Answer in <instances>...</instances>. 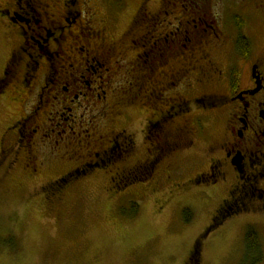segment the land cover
Wrapping results in <instances>:
<instances>
[{
  "label": "flooded vegetation",
  "instance_id": "obj_1",
  "mask_svg": "<svg viewBox=\"0 0 264 264\" xmlns=\"http://www.w3.org/2000/svg\"><path fill=\"white\" fill-rule=\"evenodd\" d=\"M127 1L0 0V26L12 41L0 100L10 93L20 105L0 133L7 168L20 165L35 179L82 147L81 162H67L58 176L37 185L46 193L130 162L137 140L113 126L119 119L131 123L141 93L154 96L157 109L142 122L145 156L114 172L123 185L151 179L160 165L170 180L180 170L173 182L178 188L213 187L231 176L228 198L205 233L243 211L264 210V0H139L132 11ZM174 56L179 59L166 65ZM186 65L189 99L174 94L162 103L163 91L180 80L172 81L173 74L186 72ZM115 74L122 76L114 80ZM201 112L222 116L211 120L223 122L222 132L204 149L207 168L186 177L167 161L176 140L195 147L205 139ZM61 199L55 196L49 206Z\"/></svg>",
  "mask_w": 264,
  "mask_h": 264
},
{
  "label": "rangeland",
  "instance_id": "obj_2",
  "mask_svg": "<svg viewBox=\"0 0 264 264\" xmlns=\"http://www.w3.org/2000/svg\"><path fill=\"white\" fill-rule=\"evenodd\" d=\"M138 1L128 0V9L132 11ZM3 30L0 26V72L12 45ZM177 59L167 58L166 65ZM167 68L164 66L161 71ZM185 69L186 72L180 69L179 75L173 74L172 81L180 80L177 86L163 91L162 103L174 94L189 99L183 85L190 80L191 68L186 65ZM116 74L114 80L122 76L116 78ZM13 97L8 93L0 100V133L17 118L20 105L12 101ZM146 98L140 93V107L135 113L133 108L130 111L131 123L119 119L113 126L116 131L125 128L132 132L137 140L135 151L128 158L131 163L145 156L142 122L150 110L157 109L154 96ZM199 118L200 126L206 129L205 139H200L195 147H186L181 138L176 140L167 161L169 167L181 169L186 177L207 168L209 161L204 149L218 141L222 132V116L201 112ZM219 118L220 122L212 123V119ZM98 121L103 122L104 117ZM83 152L82 147L68 151V166L81 162ZM130 162L117 161L112 167L96 169L45 193L37 185L58 176L66 169V163L48 165L32 179L20 165L7 168L6 157H0V264H186L191 254L193 264H248L255 257L246 256L244 232L249 226L257 229L263 249L262 262L257 264H264L263 209L243 211L224 219L207 233L204 231L220 203L228 198L231 176L213 187L178 188L173 182L179 178L180 170L174 171V179L170 180L164 165H160L151 179L123 185L114 172ZM58 195L62 199L51 208V200ZM132 203L137 204L136 212ZM185 209L189 217L185 216Z\"/></svg>",
  "mask_w": 264,
  "mask_h": 264
},
{
  "label": "trees",
  "instance_id": "obj_3",
  "mask_svg": "<svg viewBox=\"0 0 264 264\" xmlns=\"http://www.w3.org/2000/svg\"><path fill=\"white\" fill-rule=\"evenodd\" d=\"M132 207H133V211L136 212L137 204L132 203ZM184 213L187 214L185 216L189 217L190 213L188 212V209H185ZM244 244H245L246 253H247L246 256L251 255V254H255V257L248 264H257V263L262 262V259H263L262 251H263V249H262V245L260 242V238L258 236L257 229L255 227L249 226L245 229ZM191 256L192 255H190V258H188V261L186 264H193L191 262L192 261Z\"/></svg>",
  "mask_w": 264,
  "mask_h": 264
}]
</instances>
